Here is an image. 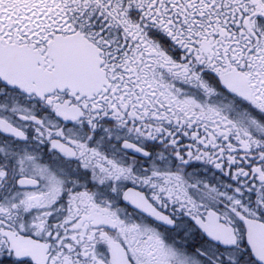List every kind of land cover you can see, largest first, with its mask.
<instances>
[{
	"label": "snow or ice",
	"instance_id": "1",
	"mask_svg": "<svg viewBox=\"0 0 264 264\" xmlns=\"http://www.w3.org/2000/svg\"><path fill=\"white\" fill-rule=\"evenodd\" d=\"M0 264H264V0H0Z\"/></svg>",
	"mask_w": 264,
	"mask_h": 264
}]
</instances>
